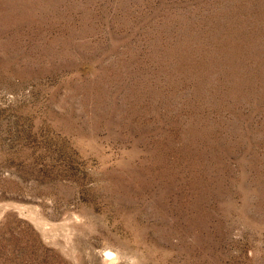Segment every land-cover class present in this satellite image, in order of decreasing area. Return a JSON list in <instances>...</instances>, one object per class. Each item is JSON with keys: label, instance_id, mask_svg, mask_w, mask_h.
I'll use <instances>...</instances> for the list:
<instances>
[{"label": "rangeland", "instance_id": "374dc122", "mask_svg": "<svg viewBox=\"0 0 264 264\" xmlns=\"http://www.w3.org/2000/svg\"><path fill=\"white\" fill-rule=\"evenodd\" d=\"M0 264H264V0H0Z\"/></svg>", "mask_w": 264, "mask_h": 264}]
</instances>
